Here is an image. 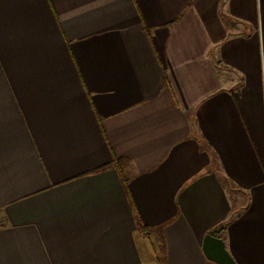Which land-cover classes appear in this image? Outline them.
Wrapping results in <instances>:
<instances>
[{
    "label": "crops",
    "instance_id": "1",
    "mask_svg": "<svg viewBox=\"0 0 264 264\" xmlns=\"http://www.w3.org/2000/svg\"><path fill=\"white\" fill-rule=\"evenodd\" d=\"M222 228L264 264V0H0V264H214Z\"/></svg>",
    "mask_w": 264,
    "mask_h": 264
},
{
    "label": "water",
    "instance_id": "2",
    "mask_svg": "<svg viewBox=\"0 0 264 264\" xmlns=\"http://www.w3.org/2000/svg\"><path fill=\"white\" fill-rule=\"evenodd\" d=\"M203 252L205 257L214 264H236L222 238L211 234L206 235L203 242Z\"/></svg>",
    "mask_w": 264,
    "mask_h": 264
},
{
    "label": "trees",
    "instance_id": "3",
    "mask_svg": "<svg viewBox=\"0 0 264 264\" xmlns=\"http://www.w3.org/2000/svg\"><path fill=\"white\" fill-rule=\"evenodd\" d=\"M141 229L144 231L146 230L147 228L145 226H141ZM224 228H222V230H218V231H213V233L211 235L215 236V237H222V231H223Z\"/></svg>",
    "mask_w": 264,
    "mask_h": 264
}]
</instances>
